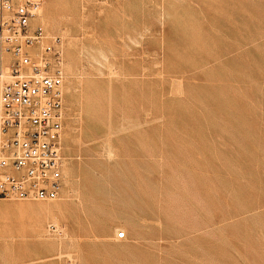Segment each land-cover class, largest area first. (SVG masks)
<instances>
[{
	"label": "rangeland",
	"instance_id": "374dc122",
	"mask_svg": "<svg viewBox=\"0 0 264 264\" xmlns=\"http://www.w3.org/2000/svg\"><path fill=\"white\" fill-rule=\"evenodd\" d=\"M40 2L70 204L0 218V262L264 264V0Z\"/></svg>",
	"mask_w": 264,
	"mask_h": 264
},
{
	"label": "built area",
	"instance_id": "2783aa9c",
	"mask_svg": "<svg viewBox=\"0 0 264 264\" xmlns=\"http://www.w3.org/2000/svg\"><path fill=\"white\" fill-rule=\"evenodd\" d=\"M40 4L0 0V200H55L63 184V52L31 26Z\"/></svg>",
	"mask_w": 264,
	"mask_h": 264
},
{
	"label": "crops",
	"instance_id": "0c3cea01",
	"mask_svg": "<svg viewBox=\"0 0 264 264\" xmlns=\"http://www.w3.org/2000/svg\"><path fill=\"white\" fill-rule=\"evenodd\" d=\"M42 26V24H40ZM43 27V26H42ZM44 29V28H43ZM63 156L65 158V148H63ZM67 168V162H65V159H64V165H63V170H62V177H63V184H62V188L60 190V193H59V196L57 199L55 200H51V201H37V200H17V201H24V202H13V203H7L4 205L3 207V213L1 214V217L0 218H4L5 219V216H8V217H13V216H10L11 215V211L14 210L15 213H17V211H19V209L21 210H33V211H36L35 209L38 208L39 204L41 203H48V204H53V203H67V202H60L62 201L64 195L66 194L65 193V169ZM0 201H11V200H0ZM32 201H37V202H32ZM68 205L70 203H67ZM68 210V209H67ZM66 210V211H67ZM65 211V212H66ZM63 213V212H62ZM61 213V214H62ZM13 215V214H12ZM16 215V214H15ZM59 215V214H57ZM56 215V216H57ZM56 216H55V219H56ZM50 220V222L52 221L51 219H48ZM4 222V221H3ZM6 222V221H5ZM45 222V221H44ZM60 224V223H59ZM41 227H42V224H41ZM125 236V235H124ZM125 238V237H124ZM123 238V239H124ZM119 240V239H118ZM7 243V242H6ZM2 245V243H1ZM1 247V246H0ZM0 264H10L8 262H4V261H1Z\"/></svg>",
	"mask_w": 264,
	"mask_h": 264
},
{
	"label": "bare ground",
	"instance_id": "6f19581e",
	"mask_svg": "<svg viewBox=\"0 0 264 264\" xmlns=\"http://www.w3.org/2000/svg\"><path fill=\"white\" fill-rule=\"evenodd\" d=\"M40 8L41 7H39V9H38V11H37V16L39 15L38 13H39V11H40ZM64 165V164H63ZM67 173V172H66ZM63 207H60V206H57V207H50V206H43V207H40V208H37V209H35L36 211H33V210H29L30 212H38V213H47V214H49V215H51V216H53L54 215V212L55 211H59V210H61ZM7 218V217H6ZM18 219H20V218H18ZM48 220V219H47ZM54 220V219H53ZM1 221V220H0ZM37 221H38V219H37ZM42 221H43V219H42ZM1 224H2V222H0ZM36 223V222H35ZM55 223V222H54ZM3 224H4V222H3ZM56 224V223H55ZM54 224V225H55ZM1 226V225H0ZM34 226V225H33ZM56 226L58 227V225L56 224ZM38 227V226H37Z\"/></svg>",
	"mask_w": 264,
	"mask_h": 264
}]
</instances>
